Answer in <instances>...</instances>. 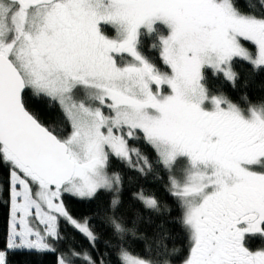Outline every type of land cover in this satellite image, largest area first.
<instances>
[{
  "label": "snow or ice",
  "instance_id": "6c2138e0",
  "mask_svg": "<svg viewBox=\"0 0 264 264\" xmlns=\"http://www.w3.org/2000/svg\"><path fill=\"white\" fill-rule=\"evenodd\" d=\"M258 4L0 0V166L9 169L11 202L0 264L25 253L56 255V264H110L107 252L93 258L87 250H58L66 239L61 219L93 248L99 240L90 218L73 217L63 197L118 193L122 177L109 173L110 157L142 174L153 171L149 157L130 146L141 139L168 173V191L181 209L178 223L189 242L182 264H264V249L245 243L249 235L264 238V101L252 104L245 95L248 106L241 108L210 95L204 83V70L212 69L234 86L236 58L264 69V4ZM144 35L157 41L151 47L168 70L141 51ZM29 97L58 105L70 133L40 122ZM134 199L161 210L143 189ZM119 203L114 197L112 208ZM111 223L114 234L126 231ZM118 259L157 264L148 246L144 256L120 247Z\"/></svg>",
  "mask_w": 264,
  "mask_h": 264
},
{
  "label": "trees",
  "instance_id": "16d2710c",
  "mask_svg": "<svg viewBox=\"0 0 264 264\" xmlns=\"http://www.w3.org/2000/svg\"><path fill=\"white\" fill-rule=\"evenodd\" d=\"M259 4H264V0H259ZM154 42H157L154 38L142 36L141 51L158 67L168 70L159 57V51L151 47ZM248 46L251 51L252 46ZM232 68L237 74L234 86L233 81H229L220 73L213 72L211 69L204 70V83L210 95H224L241 108L248 106V103L242 99L245 95L248 102L252 104L264 101V69L254 71L248 62L238 58L234 59ZM28 108L40 122L54 129L59 135L64 136L69 133V123L58 105L49 107L46 98L38 100L29 97ZM130 145L139 147L149 157L153 171L149 172L145 169L142 174L115 157H110L109 173L116 171L122 177L120 190L117 193L120 203L115 209L111 206L113 194L106 190H99L92 199L63 197L65 207L73 217L87 216L90 218V226L99 236L96 247L93 248L82 234L67 225L63 219L60 221L59 228L66 239L56 247L59 251L65 252L69 248L81 252L87 250L93 258H96L98 252H107L105 259L110 261V264H120L118 259L120 247H125L133 254L144 256L145 248L148 246L153 250V258L157 264H165V261H168V264H182V259L187 255L189 242L178 223L181 209L168 191V173L162 165L156 163L157 155L154 149L146 145L142 139L132 141ZM141 189L144 190L145 195H155L160 202V212L149 211L138 199H134V193H138ZM165 204L169 205L172 210L165 211ZM113 219L125 227L124 233L114 234L111 223ZM9 220L10 175L8 168L0 166V247L4 246L6 240ZM106 240L110 241L114 247L106 248L104 244ZM262 242L264 241H260V245L263 244ZM174 249H179V252ZM11 260L12 264H56V255L38 256L25 253L15 255ZM75 263L84 264L79 259H75Z\"/></svg>",
  "mask_w": 264,
  "mask_h": 264
},
{
  "label": "flooded vegetation",
  "instance_id": "af4514ba",
  "mask_svg": "<svg viewBox=\"0 0 264 264\" xmlns=\"http://www.w3.org/2000/svg\"><path fill=\"white\" fill-rule=\"evenodd\" d=\"M106 32L109 35H114V30H112L110 27L106 28ZM113 32V34H112ZM125 59H129L127 56H125ZM77 94H80L79 91L77 92ZM68 134V133H67ZM67 135H64V137H66ZM132 142V141H130ZM181 161H179L180 163ZM181 164V163H180ZM264 241V238L260 237L259 235H249L246 237V246L249 247L250 250H261L264 249V242H262L263 244L260 245V241Z\"/></svg>",
  "mask_w": 264,
  "mask_h": 264
},
{
  "label": "rangeland",
  "instance_id": "374dc122",
  "mask_svg": "<svg viewBox=\"0 0 264 264\" xmlns=\"http://www.w3.org/2000/svg\"><path fill=\"white\" fill-rule=\"evenodd\" d=\"M128 58H129V57H128ZM211 70H212V69H211ZM212 71H213V70H212ZM213 72H214V71H213ZM216 73H217V72H216ZM220 74L223 75V73H220ZM223 76H224V75H223ZM225 78H226V77H225ZM226 79H227V78H226ZM165 90L167 91L166 86H165ZM79 95H80V94H77V96H79ZM105 111H107V110H105ZM69 129H70V130H69V133H70V131H71L70 124H69ZM69 133H68V134H69ZM68 134H67V135H68ZM130 146H131V145H130ZM133 160L135 161V157H133ZM180 163L183 164L184 161L181 160ZM180 163L177 164V168H179ZM110 174H111V173H110ZM176 175L179 176V172H178V171L176 172ZM106 191H107V190H106ZM110 192L113 194V198H114V197H118V194H117L116 191L113 190V191H110ZM64 196H70V195H67V194H66V195H64ZM70 197H72V196H70ZM74 198H76V197H74ZM77 199H79V198H77ZM10 219H11V202H10ZM9 222H10V220H9ZM75 264H77V263H75Z\"/></svg>",
  "mask_w": 264,
  "mask_h": 264
}]
</instances>
